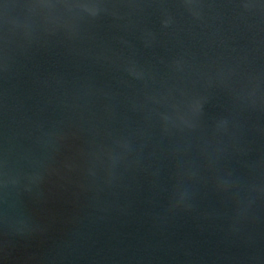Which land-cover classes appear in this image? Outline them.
Here are the masks:
<instances>
[{
  "label": "water",
  "instance_id": "obj_1",
  "mask_svg": "<svg viewBox=\"0 0 264 264\" xmlns=\"http://www.w3.org/2000/svg\"><path fill=\"white\" fill-rule=\"evenodd\" d=\"M0 264H264V0H0Z\"/></svg>",
  "mask_w": 264,
  "mask_h": 264
}]
</instances>
